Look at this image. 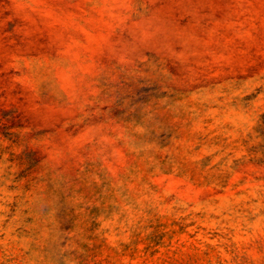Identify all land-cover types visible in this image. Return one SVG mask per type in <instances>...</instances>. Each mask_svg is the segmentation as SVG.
<instances>
[{"label": "rangeland", "instance_id": "374dc122", "mask_svg": "<svg viewBox=\"0 0 264 264\" xmlns=\"http://www.w3.org/2000/svg\"><path fill=\"white\" fill-rule=\"evenodd\" d=\"M0 264H264V0H0Z\"/></svg>", "mask_w": 264, "mask_h": 264}]
</instances>
